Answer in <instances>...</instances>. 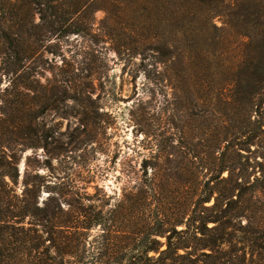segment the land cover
Here are the masks:
<instances>
[{
    "label": "rangeland",
    "instance_id": "1",
    "mask_svg": "<svg viewBox=\"0 0 264 264\" xmlns=\"http://www.w3.org/2000/svg\"><path fill=\"white\" fill-rule=\"evenodd\" d=\"M223 1L229 10L235 0ZM96 7L88 23L40 39L29 69L0 39V172L13 158L17 176L5 180L14 194L41 208L58 197L66 209L92 206L102 224L88 240L104 229L98 260L108 264L137 260L143 249H177L188 264H264V248L248 247L264 243V134L242 137L232 111L224 123L212 111V36L225 29L235 41L237 31L212 15V0L197 7L211 12L193 25L169 19L163 1ZM243 8L236 23L247 28L257 6ZM51 82L96 100L49 110L38 101ZM201 195L209 200L198 203ZM176 221L185 224L171 228Z\"/></svg>",
    "mask_w": 264,
    "mask_h": 264
},
{
    "label": "trees",
    "instance_id": "2",
    "mask_svg": "<svg viewBox=\"0 0 264 264\" xmlns=\"http://www.w3.org/2000/svg\"><path fill=\"white\" fill-rule=\"evenodd\" d=\"M96 1L0 0L2 45L10 51L11 57L18 61L16 64L19 68L24 70L28 68L26 62L33 60L40 39L51 37L57 31L70 30L74 21L88 23L86 15L97 8ZM160 1H163L169 19L177 18L186 24L193 25L205 17L207 12H211L207 10L203 15H199L197 8L211 0H148V3ZM246 1L249 0H235L228 10V5L226 6L223 0H212V15L224 14L228 20L225 25L237 31L235 41L231 40L234 36L225 29H218L222 33L212 36V111L216 112L219 123H224V118L233 113L236 119L239 118L235 127L236 133L251 138L264 134V0H254L257 8L247 14L252 15L256 21L247 28L236 23L246 16L243 8ZM36 14L40 19L34 23ZM244 38L247 40L244 41ZM52 86L53 82L43 87L44 91L50 93L43 92L42 99L38 101L49 110H59L58 104L70 100L88 103L96 100L92 99L91 91L71 97L66 90L53 91ZM224 110L232 113L226 114ZM28 126L32 129V124L23 127L30 129ZM213 134H221L224 137L232 133L224 134L218 131ZM12 160L13 158L7 159L5 156L8 171L0 172V264L5 260H8L9 264H108L98 260L104 255L102 247L106 246L104 229H101V234L88 240L90 231L102 224L100 213L92 206L84 207L80 204L67 203L69 205L66 209L61 197L50 198V204H46L44 208L19 198L5 180V176L10 180L17 176V169L12 166ZM208 200L207 196L201 195L198 203ZM214 205L215 203L212 204ZM245 212L247 223H253L249 209ZM26 217L34 220L26 222L27 226ZM205 222L207 221L202 220V223ZM167 224L170 227V223ZM177 224L185 222L176 221L171 228ZM157 232L163 235L170 232V229ZM165 236L169 238V234ZM249 242L248 247L264 248V243H258L255 239H250ZM108 250L110 254L120 253L116 249ZM150 251L157 253V257L149 256ZM88 257H92V261ZM136 259L128 263L115 261L109 264H188L185 261L186 255L178 253L177 249H143ZM238 259L240 260L239 257ZM239 260L230 257V264H241Z\"/></svg>",
    "mask_w": 264,
    "mask_h": 264
}]
</instances>
